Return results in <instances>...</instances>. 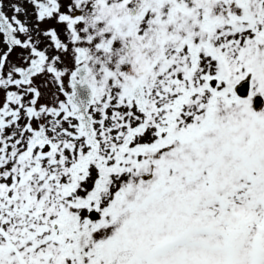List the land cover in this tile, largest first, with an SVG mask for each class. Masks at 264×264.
<instances>
[{"label":"snow or ice","instance_id":"obj_1","mask_svg":"<svg viewBox=\"0 0 264 264\" xmlns=\"http://www.w3.org/2000/svg\"><path fill=\"white\" fill-rule=\"evenodd\" d=\"M0 264H264V0H0Z\"/></svg>","mask_w":264,"mask_h":264}]
</instances>
